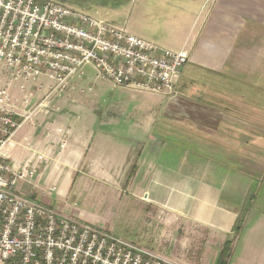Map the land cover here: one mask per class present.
Here are the masks:
<instances>
[{
    "label": "crops",
    "instance_id": "obj_1",
    "mask_svg": "<svg viewBox=\"0 0 264 264\" xmlns=\"http://www.w3.org/2000/svg\"><path fill=\"white\" fill-rule=\"evenodd\" d=\"M189 27L174 50L188 60L173 93L116 86L86 65L37 107L38 94L44 97L51 84L41 75L24 83L31 93L26 108L34 112L4 151L16 166L32 159V182L17 188L56 212L74 172L123 176L163 226H185L195 242H219V252L230 240L231 252L240 245L247 264H264V0H216ZM19 84L11 92L21 102ZM58 112L64 123L42 122ZM122 120L131 123L130 133L120 131ZM42 158L50 162L49 177H63L55 197L44 192L53 187L41 180Z\"/></svg>",
    "mask_w": 264,
    "mask_h": 264
},
{
    "label": "built area",
    "instance_id": "obj_2",
    "mask_svg": "<svg viewBox=\"0 0 264 264\" xmlns=\"http://www.w3.org/2000/svg\"><path fill=\"white\" fill-rule=\"evenodd\" d=\"M187 60L185 51L54 0H0V264H177L21 194L18 184L33 180V161L10 163L4 146L34 112L26 108L28 81L44 75L51 82L37 107L86 65L116 86L171 94ZM14 82L21 102L13 99Z\"/></svg>",
    "mask_w": 264,
    "mask_h": 264
},
{
    "label": "rangeland",
    "instance_id": "obj_3",
    "mask_svg": "<svg viewBox=\"0 0 264 264\" xmlns=\"http://www.w3.org/2000/svg\"><path fill=\"white\" fill-rule=\"evenodd\" d=\"M54 1L80 9L97 19L114 22L120 27L126 26L130 32L140 33L148 41L157 42L175 50L186 38V32L194 17L198 13L202 14L216 0ZM159 33H163L166 39L158 41L155 35ZM0 71L2 72L1 67ZM45 96L38 94L37 103L43 101ZM134 104L138 103L124 102V105L128 107H133ZM89 105L87 112H95L92 104ZM146 105L148 106L143 104L142 108ZM81 113L85 115V111L82 110ZM65 121V114L61 115L60 112L52 116L44 114L42 120V122H56V124H62ZM119 127L120 131L125 133H130L132 130L131 123L124 120ZM42 159L37 166V169L40 167L38 172L41 173V180L50 182L52 184L50 187L57 188V190L49 188L44 192L55 197V193L60 191L63 177H49L50 162L46 163L44 158ZM70 180L69 189L64 194H59L61 200L57 206V212L66 217L78 221L81 219L80 222L105 230L122 241L144 248L150 254H155L156 251L164 252L170 258L165 259L178 264H247L244 258L240 257V245L237 243L232 252L230 245L229 252L221 255L224 244L220 245L219 252V248L216 249L219 242H195L191 240L188 233H185V226H163L157 216L158 211L144 204L140 195L126 185V179L123 176L93 178L74 172ZM31 195L35 196V193L31 192ZM209 245H214V248H207Z\"/></svg>",
    "mask_w": 264,
    "mask_h": 264
},
{
    "label": "trees",
    "instance_id": "obj_4",
    "mask_svg": "<svg viewBox=\"0 0 264 264\" xmlns=\"http://www.w3.org/2000/svg\"><path fill=\"white\" fill-rule=\"evenodd\" d=\"M181 73H183V68H182ZM230 245H231V241H230V240L226 241V242L224 243L223 249L221 250L220 254H221V255H224V254H226L227 252H229V250H230Z\"/></svg>",
    "mask_w": 264,
    "mask_h": 264
}]
</instances>
